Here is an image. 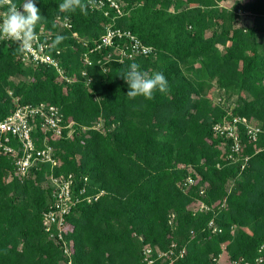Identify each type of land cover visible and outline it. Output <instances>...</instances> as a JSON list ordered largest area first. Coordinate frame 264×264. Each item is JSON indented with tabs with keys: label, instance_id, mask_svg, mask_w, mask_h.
<instances>
[{
	"label": "trees",
	"instance_id": "16d2710c",
	"mask_svg": "<svg viewBox=\"0 0 264 264\" xmlns=\"http://www.w3.org/2000/svg\"><path fill=\"white\" fill-rule=\"evenodd\" d=\"M230 1L119 0L123 14L90 7L83 15L61 13L62 0H35L45 19L36 32L44 28L50 44L66 37L50 48L63 75L25 65L17 42L0 40V120L46 103L59 107L63 127L61 137L48 133L55 166L21 175L16 156L0 148V264H67L44 214L54 202L49 177L70 174L76 191L87 188L66 217L72 264H147L148 247L153 264H243L264 255V136L243 137V164L228 157L232 140L214 130L233 116L264 128V30L238 13L264 17V0ZM13 2L22 11L24 0ZM108 27L153 51L121 60L115 46L96 49ZM116 43L131 50L128 36ZM133 62L162 72L168 92L127 97L120 74ZM33 136L42 146L39 120ZM9 144L19 148L12 135ZM212 220L222 233H212Z\"/></svg>",
	"mask_w": 264,
	"mask_h": 264
},
{
	"label": "built area",
	"instance_id": "2783aa9c",
	"mask_svg": "<svg viewBox=\"0 0 264 264\" xmlns=\"http://www.w3.org/2000/svg\"><path fill=\"white\" fill-rule=\"evenodd\" d=\"M91 8L102 9L106 15H110V9L115 10L118 14H123L119 0H95V4ZM5 11L6 10L0 8V18H2ZM238 13L241 16L246 14V12L242 10H239ZM60 25L61 27H71L69 21H63ZM37 34L39 41L34 45L31 52L24 54V64L32 66L41 64L51 65L63 75L64 72L60 62L61 59L52 53L50 49L51 44L45 40V35L48 34V32L42 28L37 31ZM125 36L130 37L132 43L130 51L128 50L129 46L122 47L119 43H116L118 39ZM96 44V49L115 46L116 50H114V54L121 55V60H124L126 56L133 58L137 55H148L153 51V47L144 44L135 35H132L130 31L114 27H108L106 33ZM113 56L115 57V55ZM85 62L90 66L93 64L88 54H85ZM82 75L86 77L88 82L91 81V78L88 77L87 68L82 70ZM38 120L41 129L47 134L42 146L37 144L36 138L33 136ZM214 130L219 135L224 136L228 140H232L231 153L228 157L242 162L243 164H245L249 158L243 143V137L246 136L250 141L258 142L261 136H264V128L261 124L254 123L250 121L249 118L242 116H233L229 120L218 122L214 126ZM48 133L54 137H61L63 135L62 115L59 107L56 105H48L46 103H41L36 106L23 105L6 119L0 120V140L3 134L5 135L4 139L0 142V148L16 156L15 166L18 174L24 175L33 166L47 162H50L53 166L57 165V160L53 152L54 149L48 141ZM11 135L18 139V149L9 144ZM84 179L87 181V178ZM185 183L192 186L196 183V180L193 175H189ZM48 184L53 188L54 202L50 210L44 214V225L50 237L61 244L64 253L69 258L67 264H72V260L70 259L72 256L71 244L65 235V226L67 224L66 217L81 200L80 195H82L87 188L83 186L79 188L77 190L78 193H76V179L72 174L69 176L51 175ZM103 192L102 190L101 193ZM97 198L98 197H95V199ZM90 199L91 198H89V200ZM201 207L205 208V204L203 203ZM209 227L212 233L223 232V228L219 227L213 220L209 223ZM260 251H262L261 253L264 252V243L261 245ZM152 253L151 248H146L145 259L147 264H153L154 262ZM159 253L163 255L161 251H159ZM243 264H264V255L258 256L254 262L247 261Z\"/></svg>",
	"mask_w": 264,
	"mask_h": 264
},
{
	"label": "clouds",
	"instance_id": "9594fccd",
	"mask_svg": "<svg viewBox=\"0 0 264 264\" xmlns=\"http://www.w3.org/2000/svg\"><path fill=\"white\" fill-rule=\"evenodd\" d=\"M95 0H62L58 5L61 13H75L77 10L83 15L88 14L90 7H93ZM7 5V10L0 18V40H11L18 43L15 52L27 54L33 50L34 45L39 41L36 26L45 20L40 9L36 6L35 0H24L22 11L13 0H0V7ZM66 39L63 35H56L50 47L56 49ZM120 76L127 82L129 91L127 97L135 99L144 97L147 100L154 98V92L166 93L169 84L162 72H155L149 75L141 71L140 65L133 62L127 68L121 70Z\"/></svg>",
	"mask_w": 264,
	"mask_h": 264
},
{
	"label": "rangeland",
	"instance_id": "374dc122",
	"mask_svg": "<svg viewBox=\"0 0 264 264\" xmlns=\"http://www.w3.org/2000/svg\"><path fill=\"white\" fill-rule=\"evenodd\" d=\"M235 2H236L235 0H232L228 3V5L235 4ZM222 3H225V2L222 1ZM242 17H245L244 20L248 22L249 24H256L258 27L264 30V17H254V16L246 17L245 15ZM262 50L264 51V47L262 48Z\"/></svg>",
	"mask_w": 264,
	"mask_h": 264
}]
</instances>
